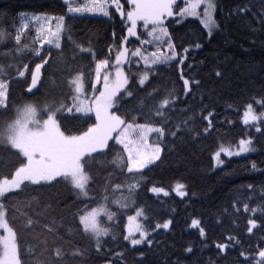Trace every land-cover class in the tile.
I'll return each instance as SVG.
<instances>
[{
  "label": "trees",
  "instance_id": "16d2710c",
  "mask_svg": "<svg viewBox=\"0 0 264 264\" xmlns=\"http://www.w3.org/2000/svg\"><path fill=\"white\" fill-rule=\"evenodd\" d=\"M216 2L215 18L219 28L211 37L196 19L180 20L178 15L165 19L179 55L186 58L183 64L176 60L152 67L143 87L136 79L137 73L142 71L139 66L133 75L132 70L127 72L136 97L121 109V113L135 107L141 99L146 112L173 93L177 98L167 110L164 121L167 127L174 129L192 118L181 136L169 134L162 139L161 159L143 170L144 178L132 193L135 205L126 209L112 207L117 214L112 221L101 217L110 227V234L101 240V249L97 251L96 242L83 233L78 217L74 218V213L84 204L77 200L68 185H31L19 198L10 195L3 202L8 220L19 235L23 264H37L38 261L43 264H245L241 252L258 258L257 252L264 248V135L256 132L255 127L244 125L241 116L245 105L254 101L253 97L259 99L264 95V0ZM178 4L174 9L176 13L184 6V0H178ZM244 6L249 11L238 14L236 10ZM66 11L62 0H0V13H7L6 17H0V27L8 26L11 31L10 21L15 18L20 24V13L59 16ZM110 11L111 18L74 15L67 21L73 40L91 47L98 59L106 58L109 46L117 47L127 34L126 20L121 19L114 7ZM31 36L32 31L27 30L22 39L31 43ZM61 42L62 54L54 47L41 50L45 57L50 51L51 59L41 72L42 83L34 95L26 94L30 70L25 72V78L16 77L11 83L10 112L0 114V120L10 118L13 105L29 101L37 104L69 101L73 92L68 80L78 71L82 70L88 80L94 77L91 54L81 53L69 42L67 34ZM129 42L135 43V40L128 37ZM196 44L201 47H195ZM13 45L14 41H10L0 46V50ZM186 48L188 52L184 51ZM112 54L114 51L111 57ZM39 62L40 58L31 55L23 58V63H30L31 68ZM216 71L222 75L217 77ZM89 72L93 75L89 76ZM181 75L190 81H200L199 87L193 85L191 92L186 94ZM86 87L90 92L91 85ZM208 112L213 113L209 117L212 127L205 133L208 121L202 117ZM132 114L139 116L138 123L146 122L138 111ZM151 120L159 126V118L153 116ZM249 134L255 150L244 156L224 158L223 166L213 170L216 148L220 144L233 145ZM152 137L158 140L157 134ZM110 143L114 147L108 154V161L117 150L122 151L114 141ZM0 158L9 162L0 167V173H10L16 158L3 147H0ZM98 161L88 166L94 199L84 203L90 207L102 203L103 196L109 195L116 184L122 185L121 190H124L128 182L125 174ZM253 162L257 165L255 170ZM177 183L184 185L186 197L150 192L151 187L169 189ZM250 184L254 186L251 189ZM28 200L31 204L25 206ZM245 204L257 211L246 212ZM135 208L145 212L142 223L150 234L151 245L145 242L132 247L123 239L126 218ZM27 218L35 222L32 228H25ZM250 218L257 221L252 233L247 231ZM194 219L200 224L192 228L190 224ZM166 221H171L168 229L156 230L157 224ZM44 225H50L53 230L49 232ZM200 228L205 230L204 237L200 236ZM229 236L235 239L229 241ZM218 243L227 245L224 253L217 249ZM188 247H192L191 253L185 251ZM56 248L62 250V257L54 255ZM77 251L82 254L74 255ZM121 252L123 256H118Z\"/></svg>",
  "mask_w": 264,
  "mask_h": 264
},
{
  "label": "snow or ice",
  "instance_id": "6c2138e0",
  "mask_svg": "<svg viewBox=\"0 0 264 264\" xmlns=\"http://www.w3.org/2000/svg\"><path fill=\"white\" fill-rule=\"evenodd\" d=\"M63 5L67 10L64 15L29 16L20 13L19 19L22 23L17 24L13 18L10 21L11 31L8 26L0 27V46L14 41L12 47L0 50V114L10 112L11 83L16 77L25 78V72L29 70L31 82L27 84L26 94H35L33 89H37L38 83H42L41 69L51 59L50 51L48 57L43 56L41 49L44 45H51L62 54L61 41L67 34L69 42L81 53H90L92 62L95 64L94 77L91 80L86 79L82 70L69 79L68 84L73 92L71 106L68 105L67 99L59 102L46 101L43 105L29 101L13 105L10 118L0 120V147L6 148L16 158L10 173H0V230H2L0 231V264H23L19 235L8 220L6 205L3 201L12 194L19 198L31 185L51 186L56 183L68 185L77 200L84 204L74 213V218L78 217L79 227L85 235L96 242V250L100 251L101 238L110 234V227L101 220V217L112 221L117 214L111 210L108 195L103 196V202L94 207L84 203L94 199L90 192L92 175L88 171L89 163L103 158L98 162L125 174V179L128 181L125 186L129 195L127 197L122 195L111 202L121 209L128 208L130 204L134 206L132 193L139 187L140 180L144 178L143 170L161 159L162 139L169 134L173 137L181 136L192 119L189 117L182 124H177L174 129L168 128L164 123L170 104L177 98L173 93H169L168 97L160 101L158 105L148 108L146 112L144 101L141 99L135 107L121 113V109L136 97L135 91L131 89L130 75L126 73L123 65L131 62L129 56L140 57L143 60L145 71L139 74L138 80L139 85L143 87L149 79L152 67L170 64L176 60L181 64L184 63L186 58L179 55L165 24L167 17L178 15L182 18H197L207 30L209 37L219 28L214 16L217 10L216 0H184V6L179 8L178 13L174 12V9L179 7L178 0H127L126 12L121 0H84L83 3L81 0H63ZM113 7L120 14L121 19L126 20L127 35L121 38L117 47L109 46V55L106 58L98 59L91 47H84L73 40L67 21L74 18L75 14L85 12L99 13L111 18L113 13L110 9ZM248 11L247 6L236 10L238 14H246ZM6 16L7 13H0V17ZM30 24L37 26L36 35L31 43H25L22 35L24 30L29 29ZM141 26L148 39H141V35L138 34ZM113 35L115 37V33ZM128 37H136L141 45L153 44L156 50L149 55H145L140 47L130 52L125 46ZM162 45H167L166 51L161 50ZM195 47L199 48L201 45L196 44ZM113 51H115L114 61L111 58ZM184 51L189 50L186 48ZM29 55L41 60V63H35L34 69L31 68L30 63H23V58ZM13 69H15V75H13ZM88 75L92 76L93 73L89 72ZM215 75L220 77L222 73L216 71ZM181 79L186 94L191 92L193 85L199 87L198 80L190 81L184 79L183 75ZM88 84L91 85V95L86 87ZM151 95L149 93V96ZM253 100L261 109H264V95L259 99L253 97ZM136 111L145 118V123L137 122L139 116L132 114ZM212 115V112H208L202 117L203 120L208 121V126L204 129L205 133L212 127L209 119ZM153 116L159 118V126L152 122ZM242 123L255 127L256 132L264 135V111L257 114L252 102H248L244 107ZM152 133L157 134V142H150ZM249 137L240 139L238 149L235 151L231 145L221 146L220 151L213 155V159L217 163H222L219 160L220 152L233 156L254 151L251 134ZM112 141L115 145L121 146L122 151L117 150L108 161V154L114 147L110 143ZM8 163L0 158V167ZM256 167L257 165L253 162L252 168L255 170ZM121 187L120 184L114 186L115 190H120ZM248 187L251 189L254 186L250 184ZM183 188L184 185L178 183L174 190L177 195L183 197L186 195ZM150 191L157 194L163 193L165 196L169 194L160 187H153ZM30 204L31 201L28 200L25 206ZM244 209L246 212L257 211L256 208L249 209L248 204L244 205ZM144 216L145 212L142 208H136L134 215L127 216L126 234L123 235V239L129 241L132 246L145 242L152 244V240L148 238L147 229L138 219ZM34 223L31 218H27L25 228H32ZM170 223L171 221H166L162 225L157 224L156 227L168 229ZM199 224V221L192 220V227H198ZM248 225L247 231L252 233L257 227V221L250 218ZM44 227L49 232L53 230L50 225H44ZM137 233L139 238H135ZM200 236H205L203 228H200ZM227 239L232 241L235 238L229 236ZM43 243L46 244V241ZM216 247L219 252L224 253L227 245L218 243ZM185 251L191 253L193 249L188 247ZM73 254L81 255L82 253L77 251ZM54 255L57 258L62 257V250L54 249ZM117 255L123 256V253ZM240 255L245 257V264H252L253 259L254 264H264V248L257 252L258 258L245 256L244 252ZM37 264H43V262L38 261Z\"/></svg>",
  "mask_w": 264,
  "mask_h": 264
},
{
  "label": "rangeland",
  "instance_id": "374dc122",
  "mask_svg": "<svg viewBox=\"0 0 264 264\" xmlns=\"http://www.w3.org/2000/svg\"><path fill=\"white\" fill-rule=\"evenodd\" d=\"M63 1V0H62ZM84 2V0H81V3H83ZM121 3L123 4V5H125V7H127V0H121ZM127 11V8H125V12ZM202 11V10H201ZM27 15H29V14H27ZM69 15H72V14H69ZM75 15H78L79 17L80 16H94V17H101V16H103L102 14H99V13H87V12H85V13H82V14H75ZM29 16H31V15H29ZM214 16H215V13H214ZM168 18H170V17H167L166 19H168ZM188 18H193V19H196V20H198L199 21V19H197V18H194V17H188ZM183 19H185V18H182V17H180V20H183ZM20 21V20H19ZM22 23V21H20V24ZM53 23V26H54V21L52 22ZM198 23H200V21L198 22ZM36 25H34V24H30V27H29V29H27V30H29V31H32V36H31V41H33L34 40V38H35V35H36ZM203 27V26H202ZM27 30H24V32H23V34L27 31ZM205 31H206V33H207V30L206 29H204ZM138 34H140L141 35V39H148V37H147V35H146V33H144V30H143V27L141 26L140 28H139V32H138ZM208 34V33H207ZM127 35V34H126ZM208 37H209V35H208ZM131 39H133V40H135V43L133 42V43H131V42H127L126 43V47L129 49V51L131 52V51H134L136 48H138V47H140V48H142L143 50H144V54L145 55H149V54H151L153 51H155L156 50V47H155V45H153V44H147V43H145V44H143V45H141V43H140V41L139 40H137L136 39V37H130ZM37 47H39V45H37ZM51 47H53V46H51V45H44L43 46V48L42 49H44V48H51ZM41 49V50H42ZM161 50H163V51H166L167 50V45H162L161 46ZM112 60L114 61V59H115V51H114V54H112ZM129 59H130V63H125L124 65H123V67H124V69H125V71H126V73L128 72V71H131V73H132V75H133V73H136V67H140V69H142V71H145V65H144V62H143V60L140 58V57H131V56H129ZM172 62H174V61H172ZM110 71L112 70L111 68L109 69ZM142 71H141V73H142ZM139 72V71H138ZM129 74V73H128ZM139 74L140 73H137V80H139ZM72 78V77H71ZM70 78V79H71ZM69 81V80H68ZM52 85V84H51ZM69 85V84H68ZM71 91H72V89H71ZM89 95H91V90H90V92H89ZM49 102V101H48ZM51 102V101H50ZM67 103H68V105L69 106H71L72 105V99L70 98V100L69 101H67ZM253 103V106H254V108H255V110H256V112H257V114L260 112V111H264V109H261L260 108V106L259 105H257V104H255V102L253 101L252 102ZM44 104V102H41L40 103V105H43ZM244 111V110H243ZM243 111H242V115H243ZM73 114H76V113H73ZM76 115H78V114H76ZM241 122H242V116H241ZM254 123H256V122H254ZM250 126V125H249ZM153 134H155V133H152V134H150V142H157L156 141V139L154 138V137H152V135ZM249 137H246V138H244V139H248ZM239 142V141H238ZM238 142L237 143H235V144H233V145H231L232 146V148H233V150L235 151V150H237L238 149ZM115 143V142H114ZM119 146V145H118ZM221 146H224V147H228V146H230V145H225V144H220L219 146H218V148H216L217 150H216V152L215 153H217V152H219L220 151V148H221ZM119 148H121L122 149V147L121 146H119ZM253 151H251V152H247V153H241L240 155H233V156H227V155H225L223 152H220V156H219V160L220 161H222V163H217V161L216 160H214L213 159V170L214 169H218V168H220V167H222L223 166V164H224V158L226 159V158H233V157H240V156H244V155H247V154H250V153H252ZM214 153V154H215ZM150 166V165H149ZM178 184V183H177ZM177 184H175L173 187H171V188H169V189H166V188H163L165 191H167L169 194H174V195H176V196H178V197H180V198H184V197H186V195H187V193H186V195L185 196H183V197H181V196H179V195H177V192L174 190L175 188H176V185ZM180 184V183H179ZM151 188H153V187H151ZM150 188V189H151ZM121 189H122V187H121ZM120 189V190H121ZM124 190H125V192H124V190H121V192L119 193V191L120 190H115V188H113L112 189V192L108 195L109 197H110V199H109V204H110V207L112 208V207H118L116 204H114V203H112L111 201L113 200V199H116V198H120L122 195L123 196H125V197H127L129 194H128V189H127V187H124L123 188ZM184 192H186V190H185V188H183L182 189ZM151 192V194H154V195H162V196H165L163 193H159V194H157V193H153L152 191H150ZM168 194V195H169ZM103 202V201H102ZM129 207H133L131 204H130V206ZM119 208V207H118ZM112 210V209H111ZM135 210H136V208L134 209V212L132 213V214H130V215H134L135 214ZM106 218V217H105ZM139 220H140V222L142 223V220H143V217H140V218H138ZM127 224V218H126V221H125V225ZM162 225V224H161ZM190 227H192V222H191V224H190ZM193 228V227H192ZM157 229H164V228H156V230ZM164 230H166V229H164ZM0 231H2V230H0ZM126 234V233H125ZM150 235V234H149ZM106 236H104V237H102L101 238V240L103 239V238H105ZM135 238H139V234L137 233L136 234V237ZM129 244H130V242L129 241H127ZM142 244V243H141ZM140 244V245H141ZM131 245V244H130ZM132 246V245H131ZM136 246H138V245H136ZM133 247V246H132Z\"/></svg>",
  "mask_w": 264,
  "mask_h": 264
},
{
  "label": "water",
  "instance_id": "95a60500",
  "mask_svg": "<svg viewBox=\"0 0 264 264\" xmlns=\"http://www.w3.org/2000/svg\"><path fill=\"white\" fill-rule=\"evenodd\" d=\"M40 63V62H39ZM44 68V67H43ZM43 68L41 69V72H42V70H43ZM34 69V68H33ZM31 73V72H30ZM41 77H42V73H41ZM30 82H31V74H30ZM29 82V83H30ZM38 87H39V83H38V85H37V89H38ZM37 89H33V92L34 93H36L37 92Z\"/></svg>",
  "mask_w": 264,
  "mask_h": 264
}]
</instances>
